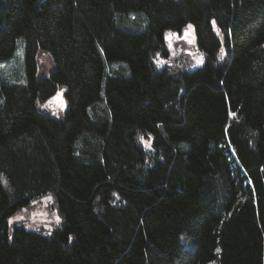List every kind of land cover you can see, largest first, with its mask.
Instances as JSON below:
<instances>
[{
    "label": "trees",
    "instance_id": "1",
    "mask_svg": "<svg viewBox=\"0 0 264 264\" xmlns=\"http://www.w3.org/2000/svg\"><path fill=\"white\" fill-rule=\"evenodd\" d=\"M188 25L201 64L156 68ZM17 54L0 264H264V0H0V64ZM60 88L64 113L39 112ZM46 194L60 227L10 225Z\"/></svg>",
    "mask_w": 264,
    "mask_h": 264
},
{
    "label": "rangeland",
    "instance_id": "2",
    "mask_svg": "<svg viewBox=\"0 0 264 264\" xmlns=\"http://www.w3.org/2000/svg\"><path fill=\"white\" fill-rule=\"evenodd\" d=\"M134 27L141 23L140 18L133 21ZM166 57L156 54L153 62L156 68L169 67L172 69H193L201 64L202 55L196 49L193 28L188 25L180 34L168 32L165 35ZM18 51L15 52V54ZM20 62V54L7 62L0 64V74L11 75L12 70ZM20 65V64H19ZM54 65L48 53L39 50L36 56V78L47 76ZM119 66L114 64L109 66V71L117 70ZM20 69V66H19ZM64 88H60L49 100L37 103L39 112L58 117L67 109L68 104L64 98ZM95 143L93 139H89ZM138 142L146 151H150L151 138L138 134ZM49 197L51 199H49ZM22 217V218H21ZM57 217L59 219H57ZM61 217L51 195H43L41 198L32 201L27 207L20 209L9 219L11 226H22L30 230L42 233H50L60 227Z\"/></svg>",
    "mask_w": 264,
    "mask_h": 264
},
{
    "label": "snow or ice",
    "instance_id": "3",
    "mask_svg": "<svg viewBox=\"0 0 264 264\" xmlns=\"http://www.w3.org/2000/svg\"><path fill=\"white\" fill-rule=\"evenodd\" d=\"M49 199H51L50 197H49ZM22 218V217H21ZM57 219H59L58 217H57Z\"/></svg>",
    "mask_w": 264,
    "mask_h": 264
}]
</instances>
